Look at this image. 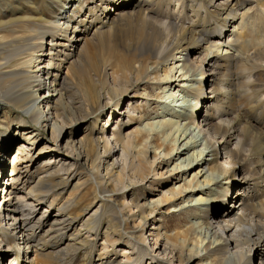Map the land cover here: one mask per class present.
<instances>
[{"label": "bare ground", "instance_id": "1", "mask_svg": "<svg viewBox=\"0 0 264 264\" xmlns=\"http://www.w3.org/2000/svg\"><path fill=\"white\" fill-rule=\"evenodd\" d=\"M58 1L0 9V264L8 253L10 264H74L104 224L99 264H144L167 251L162 264H264V0H70L62 12ZM108 108L126 118L112 132ZM89 118L95 126L79 135ZM47 131L52 151L37 152ZM63 155L76 171L59 164ZM158 167L175 183L140 203L135 188L163 176ZM23 169L26 195L15 177ZM78 173L89 187L54 222L21 210L54 206ZM167 201L168 213H190V232L150 227ZM91 205L78 228L77 206ZM131 218L139 222L129 232ZM120 245L124 261L106 257Z\"/></svg>", "mask_w": 264, "mask_h": 264}, {"label": "rangeland", "instance_id": "2", "mask_svg": "<svg viewBox=\"0 0 264 264\" xmlns=\"http://www.w3.org/2000/svg\"><path fill=\"white\" fill-rule=\"evenodd\" d=\"M68 1H70V0H63V1L62 0H59L58 2H56L57 5L60 7V8L58 7V10L62 12L63 9L67 8L68 7V4H65V3L68 2ZM90 2H93V1H90ZM216 2H218V0H216ZM2 3H4V0H0V9L1 10H3L2 7H1ZM247 5H248V3H246L244 6H247ZM64 6H66V7H64ZM112 12H114L113 9H112ZM230 28L232 29V27H230ZM223 36H224V34H223ZM49 40H50V37L47 40V44L49 43ZM229 50L231 51V49H229ZM143 90H144V87H143ZM141 101L142 100H140V102ZM135 104H138V103H135ZM141 104H143V103H141ZM108 114H111L110 125H108V128L110 129L109 132H112L113 128L117 126L116 124L119 125V124H122L124 121H126V118H124L125 115H123V116L120 115V112H118V111H117V113L112 112V108H108L104 112V114L102 115L103 116L102 119H104V118H105V120L108 119L109 118L107 116ZM93 121H94V118H89L84 123H82L80 125L81 129L79 130V133H80L79 135H83L86 132H90V130H92L93 127L95 126L93 124ZM103 123L104 122H102V120H100L99 123H98V127L99 126H102ZM131 126H133V125L127 126L125 128V132H127V130ZM15 129H16L15 126L11 127V133L13 131H15ZM1 137H2V134H0V140H1ZM55 138L56 137L52 134L51 131L45 132V135L42 138L39 139L40 141L38 143L39 145H38V148H37L36 151L37 152H40V151H42L44 149L46 151H49V152H47V154L51 153L52 150H51L50 147L54 145L55 140H56ZM15 155L17 156V149L14 147V149L10 151V154L8 156V157H11V159L9 158V162H8L9 163V166L7 168V174L10 173V168L13 166L12 165V159L15 157ZM43 156H46V155H43ZM64 157H66V156L63 155V156L60 157V159L61 158H64ZM152 157H153V155H152V152H151V158ZM66 158H68V157H66ZM42 161H43V158H41L39 160V162H42ZM160 161H161V159H157L156 160V164H158ZM59 164L62 165V166H64L65 171H67V173L68 172L72 173L73 171H76V169H77V167H76V165L74 163V159H72L71 157H69L68 159H62L61 161H59ZM238 169L239 168H237V170ZM34 170L35 169L33 168V171ZM157 172L158 173H164V174H163V176H154L153 178L150 177L147 180H145L144 185L137 186L135 188V194L137 195V199L140 200V203H144V201H146V200L158 199L160 197H163L164 194H165V191L167 189H170L171 187H173V185L175 183V182L172 183V181H171L172 176H173V173L170 172V170L168 171L167 170V167H161V168L158 167L157 168ZM15 177L18 178V180H19V183H18L19 186H18L17 192L19 194H21V195L22 194L26 195L27 190H29L33 186L32 178L30 177V174L27 175V172H25V169H23L21 172L17 171L15 173ZM240 177H241V174H238L237 175V178H236V179H238L237 182H241ZM85 179H86V174L85 173H82V174H79L78 173L76 176L74 175L71 178L72 182H71L70 187L68 188L67 192L62 197H59L56 200V204H54V206H52L50 208H49V202L44 203V204H41L40 206H38V204H36L34 200L30 199L29 200L30 203H32V202L35 203V204L31 205L33 208L31 207L30 209H27L26 207H24L21 210L24 211L25 213H28V215H30V214H32L34 212L32 215H34L36 217H42L44 215L43 216L44 219L49 218V222H54V219H56L57 214H59L58 207L61 206L63 202H65L69 198H73L74 196L77 197V199L79 197L83 196V193L89 187V186H87V184H84L85 183ZM22 181H23V184L21 183ZM24 182H25V186L27 188L26 190L23 187L24 186ZM75 183H79L80 184V187L78 189H76L75 192H73V195L71 196L72 187L74 186ZM132 193H133V191L127 194V199H128L127 201H129L131 199V194ZM29 196L30 195H28V198H29ZM89 197H92V195L89 194ZM86 199L87 198H84L83 199V202H81V204H84L86 202ZM123 199L124 198H121V197H118L117 198V200H118L119 203H121L123 201ZM50 200H52V199L51 198H48V201H50ZM1 201H3V195L2 194L0 195V206H1V203L4 204V202H5V201H3V202H1ZM127 201H126V203H127ZM223 202L225 203V201H222L221 203H223ZM221 203L219 202L218 205L220 206ZM172 205L173 204L170 203L169 201L165 202L164 205H161L160 206V209L154 215L155 217L154 216H151L150 217V219H149L150 227H152V224H153L152 222L154 220H156L155 222H156L157 226H159L161 224V227L163 229L164 228L167 229L168 234H170L172 231L175 232V230L178 231V230H183V229H187L190 232V229L191 228L190 227H187L188 225H190V223L187 222L188 221L187 219H191L190 218V216H191L190 213H182V212L168 213L169 212V208L172 207ZM47 208H49V210H47ZM80 209H81V207H78L77 206V210L76 211L78 213V216L80 215V217H78L75 214V217H78L77 218V220H78L77 221L78 228H81V225H82L81 217L87 218L89 215H91L95 211L96 208H95V206L91 205V206H89V209L86 210L85 212L80 211ZM223 209H224V207H223ZM0 211H2V208L1 207H0ZM31 211H32V213H30ZM217 211H218V207H217ZM58 216H60V215H58ZM60 218H61V216H60ZM138 222H139V220H135L134 218H131L129 220V229H130V230L128 229L129 232L132 231L133 228H137ZM55 223L58 224V222H55ZM105 227H106V224H104L102 226V228H101L100 232H98L97 236H95V231L94 232H91L89 234V235H91L90 238L93 239L96 242V243L94 242V245L92 243V245L87 244V245H85V247L84 246L83 247H80L77 252L73 253L70 256L73 259V263L74 264L76 262H77V264H89L91 260L93 261L92 262L93 264H99L100 263L101 258L99 257L98 254L99 253H103L102 247H103L104 238H105V235H104ZM148 234H146V235H148ZM62 243H65V240H63ZM56 244L57 245H62L59 242L56 243ZM64 245L65 244H63V246ZM92 246L94 247V250L92 251V253H89V250H91ZM121 249H122V245L117 246L116 250H117V253L118 254H115V252L113 251V249L111 247L110 248V253L108 255H106V257L107 258L110 257L113 260H115V259L121 260L122 259V256H120V254L122 255V253L120 251ZM76 254H78V255H76ZM163 254H165V252H163ZM155 255L157 256V254H155ZM5 256H8L10 258V257H13V254L12 253H8V255H5ZM170 257H171V255L169 254V251H167V253L165 254V256L162 255V256L156 257V259H154L152 261H149V259L147 257L146 258V261L147 262L145 261L144 264H162L160 261H158L159 259L157 260V258H160L161 260L163 258L164 261H167L168 258H170ZM3 259H4V257L1 259V261ZM103 261H106V260H103ZM7 263L10 264V259L7 260ZM27 263H29V262H27ZM36 263H39L40 264V262H38V260L36 261ZM197 263H198V260H195L194 264H197Z\"/></svg>", "mask_w": 264, "mask_h": 264}]
</instances>
